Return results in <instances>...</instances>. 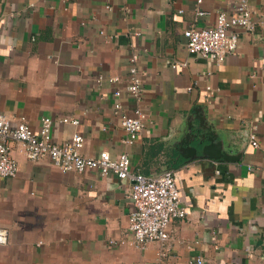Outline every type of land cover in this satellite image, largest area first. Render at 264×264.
<instances>
[{
	"label": "crops",
	"instance_id": "obj_1",
	"mask_svg": "<svg viewBox=\"0 0 264 264\" xmlns=\"http://www.w3.org/2000/svg\"><path fill=\"white\" fill-rule=\"evenodd\" d=\"M236 1L0 0V112L34 130L52 118V139L80 133L83 156L126 151L134 172L170 169L186 209L164 241L111 244L129 233L130 182L31 162L12 143L18 172L0 177V264H264V0H249L254 29H238L222 63L190 54L183 36L191 24L213 26L219 11L231 16ZM133 50L139 100L127 91ZM115 90L127 114H148L131 145Z\"/></svg>",
	"mask_w": 264,
	"mask_h": 264
},
{
	"label": "built area",
	"instance_id": "obj_2",
	"mask_svg": "<svg viewBox=\"0 0 264 264\" xmlns=\"http://www.w3.org/2000/svg\"><path fill=\"white\" fill-rule=\"evenodd\" d=\"M201 0H197L199 4ZM109 8V6H106ZM234 13L227 16L224 11H219L215 24L211 27H197L191 24L183 32L185 45L190 54L214 60L217 64L233 54L238 46V29L252 31L255 21L249 0H237L234 4ZM204 14L198 5L195 15ZM264 18V16H263ZM135 34H139L135 32ZM139 53L133 50L129 56L127 91L139 100L142 89L141 73L136 61ZM178 63L174 62L172 67ZM180 64V63H179ZM185 65V63H181ZM118 77H109L113 82ZM98 81L103 79L98 75ZM209 88V87H207ZM116 101L113 109L121 119L125 131L122 139L124 145H131L146 125L147 112L137 106L133 115L127 114L118 98L120 90L114 91ZM62 122L73 125L79 123L76 118L63 117ZM53 119L42 117L39 128L34 130L22 117L14 124L9 117L0 112V177L11 178L16 176L18 165L10 155L12 143H17L26 158L31 162L48 159L54 168L65 171L83 172L87 169L96 170L101 176L114 174L118 179L130 182L129 197L132 201V211L129 218L128 235L124 239H110L111 244L131 245L144 249L151 241H164L169 237L168 224L173 218H182L186 209L180 203V193L175 182V177L170 169L164 170L157 176H148L131 170V161L126 151L112 156L107 150L100 151L96 156L86 157L81 155L79 149L83 145V137L75 132L70 139L58 143L52 139L51 128ZM249 140L257 146L256 133H249ZM8 242V231L0 227V244ZM201 264L200 259L197 260Z\"/></svg>",
	"mask_w": 264,
	"mask_h": 264
},
{
	"label": "water",
	"instance_id": "obj_3",
	"mask_svg": "<svg viewBox=\"0 0 264 264\" xmlns=\"http://www.w3.org/2000/svg\"><path fill=\"white\" fill-rule=\"evenodd\" d=\"M212 146H213V143L206 144V145L203 147V150L206 152V151H208L209 147L211 148ZM189 150H190V149H189ZM191 150H192V149H191ZM209 153H211V152L209 151ZM210 157L217 159V158L220 157V155H219L218 153H216V151H215L214 153H211Z\"/></svg>",
	"mask_w": 264,
	"mask_h": 264
}]
</instances>
